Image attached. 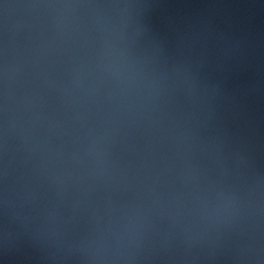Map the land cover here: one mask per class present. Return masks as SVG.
Returning <instances> with one entry per match:
<instances>
[{
    "label": "water",
    "instance_id": "95a60500",
    "mask_svg": "<svg viewBox=\"0 0 264 264\" xmlns=\"http://www.w3.org/2000/svg\"><path fill=\"white\" fill-rule=\"evenodd\" d=\"M0 264H264V0H0Z\"/></svg>",
    "mask_w": 264,
    "mask_h": 264
}]
</instances>
